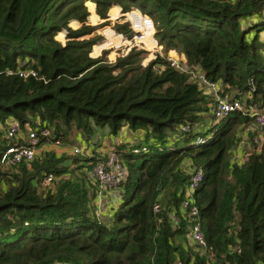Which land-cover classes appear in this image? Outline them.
Here are the masks:
<instances>
[{
    "label": "trees",
    "instance_id": "16d2710c",
    "mask_svg": "<svg viewBox=\"0 0 264 264\" xmlns=\"http://www.w3.org/2000/svg\"><path fill=\"white\" fill-rule=\"evenodd\" d=\"M87 1L104 21L118 7L150 15L164 56L146 67L147 53L136 48L114 63L91 58L102 37L88 24ZM257 27L264 29V0H0V151L13 125L49 129L48 141L69 142L77 130L93 147L104 130L119 138L126 129L137 140L115 148L127 177L108 221L98 217L100 188L90 174L108 153L42 147L31 163L0 164V264H264V143L242 166L234 155L255 122L237 112L216 124L200 82L168 61L171 51L184 55L189 69L221 84V96L264 112ZM114 29L133 36L128 24ZM61 32L65 43L56 40ZM200 169L193 200L206 249L193 242L182 210Z\"/></svg>",
    "mask_w": 264,
    "mask_h": 264
},
{
    "label": "built area",
    "instance_id": "2783aa9c",
    "mask_svg": "<svg viewBox=\"0 0 264 264\" xmlns=\"http://www.w3.org/2000/svg\"><path fill=\"white\" fill-rule=\"evenodd\" d=\"M120 17L124 18L125 24L129 25L131 31L133 32L132 38H127L125 35L117 33L115 29L113 30L117 34L111 30L107 31L105 34L106 40L99 42L93 47V53L91 52L90 54L91 58H93L95 51H98L99 55L102 57L103 52L113 49L114 54L118 51H122V56H124L128 54L130 50L136 48L149 53V58L142 64L146 67L151 61L156 59L157 54L164 56V47L160 46L159 43L157 44V41L155 40L157 32L156 23L150 15L145 14L138 9H132L131 11L123 14L120 9L119 16L116 20H120ZM111 19L113 18L111 17ZM109 32L114 35V39H110L108 35ZM153 49L156 50V52H151ZM158 50L163 52V54L158 53ZM180 56L182 55H179L176 51H171L168 53V61L171 63L173 68L184 72L181 70V66L178 61ZM97 58L100 57L93 59ZM110 63L113 62L110 61ZM30 75L35 76V73L33 71L20 72L21 77L26 78ZM199 82L211 100V114L216 124L228 119L233 113H241L245 118L254 120L256 128H252V132L258 129L252 138L253 145L256 147V145L261 146L264 143L263 111L255 106H247L243 99L237 100L231 96H221L223 90L221 88V84L219 83H211L206 81L204 77H200ZM188 130L189 128L187 127L183 128V131ZM7 137L9 141L0 151V164L6 166H18L22 163L33 162L37 157L38 150L43 147L44 142L52 140V133L49 129L36 128L30 130L26 135H22L18 126L13 125L7 133ZM209 137L211 136L202 138L199 143L204 144ZM56 144L58 146L57 148H61L59 142ZM92 148V145H89L88 147H73L71 152L75 155L91 156L90 151H92ZM142 151L146 152L147 150L144 148ZM134 152L136 154L141 153V151L138 150ZM107 155L108 156L106 158H102L101 161L97 162L90 172L93 182L97 183L100 188L96 195L97 201L99 200L100 195L103 196L106 190H114L121 187L127 177V171L121 163L116 150H111ZM235 158L237 159V163L242 166L247 159V155L242 153L240 150L239 153L236 154ZM53 181L54 179L52 176L46 177L42 180V185L45 188L50 187ZM203 182V170H192L188 185L185 189L186 198L182 203V210L185 211V219L190 222L191 238L193 242L201 248L206 249L207 244L205 236L202 232L199 209L193 200L197 196ZM154 210L155 212H158L159 206H156ZM171 219L176 221V215H171Z\"/></svg>",
    "mask_w": 264,
    "mask_h": 264
},
{
    "label": "rangeland",
    "instance_id": "374dc122",
    "mask_svg": "<svg viewBox=\"0 0 264 264\" xmlns=\"http://www.w3.org/2000/svg\"><path fill=\"white\" fill-rule=\"evenodd\" d=\"M86 6L88 7V10L90 12V17L88 19V24L90 26H93V27H98V29L95 31V33L98 36H101L102 37V41L103 40L104 41L106 40L105 34H106L107 31H110V30L111 31H114L113 29H114L115 25H124L125 24L124 18H121L120 17V20H118V21L116 19H111V11L112 10L109 11L108 19L104 21V20L100 19V17L96 14V12H95V7L96 6H94V4L92 2L87 1L86 2ZM117 9L120 10L119 7ZM133 9H135V8H133ZM96 16L98 17V19H94V17H96ZM80 26L81 25L78 22H75V21L70 23V27L72 29H74V30L80 28ZM256 34L260 36V38H261L262 41H264V29H263V27H257L256 29H254L252 31V33H251V36H255ZM108 35H109L110 38H114V35L111 34V32H109ZM56 40H58V41H60L62 43H65V34L63 32L59 33L56 36ZM155 40L157 41V39H155ZM157 44H158V41H157ZM151 52H156V50L153 49V50H151ZM92 53H93V50H92ZM146 53L147 54L144 55V58H143L144 61L149 58V53L148 52H146ZM158 53H162L163 54V52H161L160 50H158ZM103 55L106 56V58L109 61H111V62L114 63L117 58L122 57V51H118V52H116L114 54L113 49H109V50L103 52L102 56ZM96 57H101L99 55V52L98 51H95V53L93 55V58H96ZM182 58L183 57L180 56L179 57V60H178L179 63H180V66H181V70L189 72V74L192 77V80L199 81L200 80V77H202L201 73L198 71V69H189L186 66V62H184L183 60H182L183 62L181 61ZM206 123L209 124L210 121H207ZM247 125L252 126V123L250 124V122H249ZM198 129L199 130L202 129L201 131H203L205 128L203 129V125H202V127H199ZM29 131H30L29 129L28 130H25V131H21V134L22 135H26ZM78 134L80 135V133L77 130H74L73 133H72V135L69 137V142L68 141H65V140H63V142L61 140H60L61 142L59 140H56V141H48L47 143H45L43 145V148L45 150L48 149L50 151H55L56 150L55 152H58V153L60 152V154H62L61 153L62 151H67V150H69V148H71L72 146H74V145L77 144ZM108 134L109 133L107 132V130H104L102 132L101 131L99 132V136H101L102 140H104V138H106ZM122 138H126V136H123ZM71 141H74V144H70ZM57 142H59V145L62 146L61 148H57L58 147L57 144H56ZM89 145L90 144H88L87 142H83L81 144L78 143L76 145V147H80V146L88 147ZM254 147L255 146L253 145L252 139L248 138L246 141H244L243 143H241V146L239 148L236 149V151L234 152V155L237 154V153H239V151L241 150L242 153H244L245 155L249 156L251 154V152L253 151ZM71 149H73V148H71ZM90 152H89V154H90ZM119 188H121V187H119ZM103 196L100 195V198H99L98 202L95 204V206L96 207L98 206L97 209L99 208L98 213L100 212V215L98 217L99 218L100 217H103L104 218V221H108L109 218H110L109 217V213L111 214L112 208L109 209L108 206H106V205L104 207L105 201L103 199ZM95 202H96V200H95ZM115 206H117V205H115Z\"/></svg>",
    "mask_w": 264,
    "mask_h": 264
},
{
    "label": "crops",
    "instance_id": "0c3cea01",
    "mask_svg": "<svg viewBox=\"0 0 264 264\" xmlns=\"http://www.w3.org/2000/svg\"><path fill=\"white\" fill-rule=\"evenodd\" d=\"M118 16H116V17H118ZM182 57H183L182 60L184 62H186L187 61L186 57L184 55H182ZM123 133L126 136V139H124L122 137H119V138L110 137V135H107V137L101 142V146L100 145H97V146L93 147L91 150H93V152H95L97 155H100V154L106 155L111 150L117 148L120 145L121 140H123V141L126 140V142L128 141L129 143H132V144H134V141H137L135 139V137H133L132 134L129 133L128 130L125 129V131H123ZM119 136H121V135H119ZM86 141L87 140H84V138L81 136V134L80 135L78 134L77 144L78 143L81 144V143L86 142ZM103 195H104L103 196V199L105 201L104 207L106 205V206H108L109 209H111L117 203H120V201L122 199L121 198L122 189L121 188H118V189H114V190H107ZM97 202L98 201L96 200V203ZM99 215H100V212L98 213V216ZM109 217H110V213H109ZM100 219L104 220L103 217H100ZM234 229H237V225H235Z\"/></svg>",
    "mask_w": 264,
    "mask_h": 264
}]
</instances>
